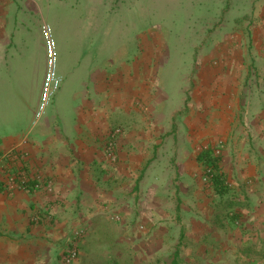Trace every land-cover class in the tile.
I'll use <instances>...</instances> for the list:
<instances>
[{
    "label": "crops",
    "instance_id": "1",
    "mask_svg": "<svg viewBox=\"0 0 264 264\" xmlns=\"http://www.w3.org/2000/svg\"><path fill=\"white\" fill-rule=\"evenodd\" d=\"M54 1L0 0V157L15 152L31 173L43 175L45 185L52 182L51 191L44 186L10 194L0 174V264H67L72 238L83 230L81 256L71 263L82 264L85 248L95 251L112 230L127 237L133 220L151 230L158 222H183L178 226L179 238L189 240L185 250L225 253L219 241L225 216L213 220L214 212L206 211L208 188L197 151L200 143L220 140L237 206L235 246L255 254L254 264H264V0L228 3L255 14L245 25L251 34L247 76L221 85L215 98H185V134L178 109H166L155 96L148 106L146 75L126 62L99 72L89 67L77 76L65 72L55 121L43 116L33 124L43 83L31 76V34H38L44 50L41 30ZM8 109L12 115L3 112ZM116 128L121 132L114 138ZM113 139L115 161L108 151ZM193 195L196 217L187 202ZM116 217L120 223H111ZM102 249L104 256L110 251L107 243Z\"/></svg>",
    "mask_w": 264,
    "mask_h": 264
},
{
    "label": "rangeland",
    "instance_id": "2",
    "mask_svg": "<svg viewBox=\"0 0 264 264\" xmlns=\"http://www.w3.org/2000/svg\"><path fill=\"white\" fill-rule=\"evenodd\" d=\"M229 2L236 0L54 1L48 14L47 26L57 54L56 66L61 77V87L67 71L77 76L86 72L89 67L99 72L126 62L130 70L141 69L140 75L142 72L146 75V91L152 93L148 97V106L153 105V101L156 102L155 98H162L159 103L163 107L179 110L176 114L179 128L186 111L185 98L190 102L196 100L201 93L215 98L221 85H234L238 75L241 74L242 78L247 76L248 42L251 34L245 25L255 14L237 12L238 7H229ZM31 36V76L34 82L42 84L47 69L46 41L41 33L44 44V50H41L38 34L32 32ZM36 58L39 59L38 62ZM15 69L14 67L13 70ZM244 82L248 84L247 80ZM13 94L16 95L15 92ZM61 94L63 95L62 92ZM30 97L33 102L36 100L35 94L31 92ZM62 98L56 96L54 103L47 107L45 118L55 121V108L62 106ZM24 109L27 112V108ZM11 110L3 112L12 115L14 111ZM25 112L23 111V120L26 118ZM60 112L62 116L64 110ZM117 129L120 128H116L114 132ZM185 133L184 126L181 134ZM224 145L222 140L203 142L197 146V151L201 153L217 147H221L222 151ZM218 157L226 182L231 183L230 176L222 166L223 154ZM202 167V184L208 188L203 196L204 203H207L204 205L206 211L214 212L213 220L217 215L225 216V236L219 238V241L223 240L225 253L205 252L203 248L206 247L193 254L185 250L189 240L185 237L179 238L178 226L183 222H158L151 230L145 222L133 220L126 229L129 232L127 237L112 230L110 237L99 239L95 251L85 248L82 264H173L174 259L178 264H254L250 257L254 258L255 254L246 253L244 248L240 250L235 246L239 245L235 242L234 230L238 222L232 188L229 194L221 196L216 192L212 181L204 180L208 169L205 165ZM196 199V195H193L187 201L190 202L189 206L195 217L198 210L195 204L197 202L193 200ZM120 219L116 217L111 223H120ZM197 224L199 227L200 224ZM108 227L115 228L114 224ZM83 234L84 231L80 236ZM80 236H73L71 245L75 244L78 248V258L81 256L77 242ZM211 239L208 238L209 241ZM104 243L110 248L105 256L102 249ZM176 252H179L177 258Z\"/></svg>",
    "mask_w": 264,
    "mask_h": 264
},
{
    "label": "built area",
    "instance_id": "3",
    "mask_svg": "<svg viewBox=\"0 0 264 264\" xmlns=\"http://www.w3.org/2000/svg\"><path fill=\"white\" fill-rule=\"evenodd\" d=\"M42 34L46 41L47 49V69L42 84V89L40 92L38 106L35 112V118L33 124L37 122L38 119L44 116L47 107L51 104L53 97L58 92L61 87V77L58 75L56 58L57 54L54 48V41L52 39L50 29L47 25L42 26ZM120 133V129H117L113 137L115 138L117 134ZM115 140L110 143L108 147L109 156L113 161H115L116 155L114 154ZM207 148V147H206ZM216 156H220L222 151L221 147H217L214 150ZM21 156H18L15 152H10L8 154L0 157V174L3 175V183L6 187L8 193L13 194L16 191H29V190H40L44 186L47 191L52 190V182H47L44 184V177L40 172L31 173L29 169L23 166L19 161ZM21 162V161H20ZM211 170H207L205 173L204 180L209 181L211 177ZM83 231H76L74 237H79ZM79 251L78 248L73 244L69 248L68 253L65 256V262L71 264L78 258Z\"/></svg>",
    "mask_w": 264,
    "mask_h": 264
},
{
    "label": "trees",
    "instance_id": "4",
    "mask_svg": "<svg viewBox=\"0 0 264 264\" xmlns=\"http://www.w3.org/2000/svg\"><path fill=\"white\" fill-rule=\"evenodd\" d=\"M198 161L200 164L205 165V168L211 170V177L209 182L212 181L216 192L221 196L229 194L231 191L230 184L226 182L225 175L220 167V157L213 153V150H205L198 155ZM207 172V170H206ZM205 172V173H206ZM179 255V252L175 253V258ZM173 264H178L177 260L173 261Z\"/></svg>",
    "mask_w": 264,
    "mask_h": 264
}]
</instances>
